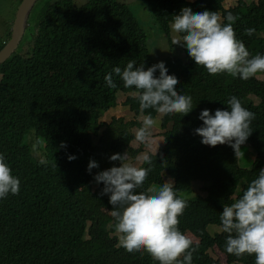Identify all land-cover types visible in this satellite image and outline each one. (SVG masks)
Returning <instances> with one entry per match:
<instances>
[{"label": "trees", "instance_id": "trees-1", "mask_svg": "<svg viewBox=\"0 0 264 264\" xmlns=\"http://www.w3.org/2000/svg\"><path fill=\"white\" fill-rule=\"evenodd\" d=\"M89 1L90 13L82 14L64 0L44 6L36 17L29 14L16 50L0 65V154L20 180L18 195L0 199V264H158L147 253H128L117 245L112 236L115 221L107 213L112 210L109 196L100 195L103 183L92 185L97 173L120 164L110 161L112 155L126 153L128 161L138 153L128 146L131 135L121 127L123 119L118 126L100 124L108 134L95 143L79 124L88 118L83 104L107 92L100 76L128 60L144 64L145 70L165 60L157 47H146L145 33L126 5L118 0ZM141 1L159 25L173 22L174 13L186 7L194 13L208 10L226 16L223 0ZM232 13L238 17L236 26L250 56L264 55V36H258L264 32V0L257 5L239 4ZM248 28L255 29L252 36L245 33ZM10 35L11 29L0 39V50ZM170 71L179 80L177 90L192 97L194 108L184 116L162 115L159 127L165 131L164 143L147 155L151 164L142 161L140 167L151 170L137 191L162 186L167 177L182 198L180 193L190 192L193 181L202 182L206 196L185 199L188 207L178 227L198 240L192 264H217L206 251L225 250L223 207L240 197L264 168V81L212 76L189 55L183 68ZM233 96L255 113L253 131L244 143L254 155L249 168L239 166L232 147L208 148L194 131L203 124L198 119L202 110L211 114L227 110ZM125 106L138 113V103ZM37 140L43 142L36 144ZM61 142L66 147L61 148ZM38 150L41 158L35 155ZM69 155L76 159L69 161ZM90 160L99 167L88 171V176L85 168ZM232 194L235 197L230 199ZM208 226H220L221 233L210 235ZM254 258L245 255L238 261L254 264Z\"/></svg>", "mask_w": 264, "mask_h": 264}, {"label": "clouds", "instance_id": "clouds-1", "mask_svg": "<svg viewBox=\"0 0 264 264\" xmlns=\"http://www.w3.org/2000/svg\"><path fill=\"white\" fill-rule=\"evenodd\" d=\"M186 1L190 3L195 0ZM234 1L236 4L228 10L222 5L226 16L208 10L194 13L191 8L186 7L180 12H175L174 14L177 15L168 25H159L154 20L158 31L166 38L164 49L160 48L159 43L154 45L165 61L157 60L158 63L155 62L145 70L144 64H137L136 60H128L100 76V85L107 92H99L83 104L88 118L86 123L79 124L80 130L89 134L95 143L108 134L103 132V128L99 125L118 126L123 119V110L126 109L133 114V118L128 121L123 119L124 123L121 127L131 135L128 146L138 151L137 157L141 153L139 150L142 146L133 148L131 143L145 141L150 135L149 130L154 126L153 118L158 113L161 119L163 114L184 116L193 110L192 97L180 94L177 90L178 78L168 74V69L170 71L178 66L183 68L188 61V55L197 67L205 68L212 76L226 74L242 80L254 78L264 81V55L250 56L246 42L236 26L238 17L232 13L239 4L257 5L258 0ZM146 5L148 8L147 3ZM86 7L88 11L77 10L82 14L93 11L89 0ZM151 14L153 15L152 12ZM254 32V28L245 29L248 36H252ZM258 36L263 37L264 32L259 33ZM172 50L181 54L173 55ZM157 70H159L158 77L155 76ZM170 73L172 74L171 71ZM258 73L261 78L257 76ZM1 78L0 74V83ZM131 102L139 104L137 114L125 106ZM150 109L156 112L155 116L150 114ZM254 118L255 113L243 107L240 100L233 96L227 102V110L217 109L214 114L208 109L202 110L198 119L203 121V124L194 131L202 138L201 143L208 148L229 145L238 159L241 150L250 149L249 145L244 143L253 131L250 125ZM161 131L159 136L163 144L165 131L162 129ZM42 142L37 140L36 144ZM60 147H66L65 142H61ZM158 147L149 154L156 153ZM136 157L127 161L126 153L114 154L109 159L120 162V166L101 171L94 177L97 184L104 185L100 195L109 196L112 210L107 209V213L114 219L116 231L112 236L116 238L117 234L120 235L119 245L128 253H147L158 264H192L193 253L198 250V245L194 247V241L178 227L179 217L188 207L187 200L178 198L167 183L138 192V189L143 188L151 168L136 167L129 163ZM68 159L71 161L76 157L69 155ZM143 159L145 163L151 164L150 157L145 156ZM97 167H99L97 162L90 160L85 173L88 175V171L91 172ZM195 184L200 185L197 190L193 189ZM191 186L189 193L192 196H206V192L202 191V187L205 186L202 182L193 181ZM19 191L20 180L12 174V169L5 162V156L0 154V199H6L9 194L18 195ZM234 197L235 194H232L230 199ZM220 221L223 232L227 234L225 250L221 252L214 247L206 251L209 256L215 252L217 257L221 256L224 259L220 262L222 264H242L238 260L243 256L255 255L254 264H264V168L259 170L258 178L249 184L240 197L230 206L223 207ZM218 227L220 234L221 227ZM230 256H235V260L230 259ZM213 260L219 264L218 260Z\"/></svg>", "mask_w": 264, "mask_h": 264}, {"label": "rangeland", "instance_id": "rangeland-1", "mask_svg": "<svg viewBox=\"0 0 264 264\" xmlns=\"http://www.w3.org/2000/svg\"><path fill=\"white\" fill-rule=\"evenodd\" d=\"M23 0H0V39L4 38L8 32H10V24L14 22L16 12L18 8L21 5V2ZM56 1H64V0H38L35 5L32 8V11L30 12L31 16H38L39 11L44 7L48 6V4L56 2ZM126 4V6L131 10V12L134 14L135 18L139 22L140 26L142 27L146 40L144 44H146L147 48H152L156 43H159V46L161 49L165 48L166 38L160 34L158 31V28L156 27V24L154 22L153 15L151 14L150 10L147 8L146 3L142 2L141 0H119ZM254 2L255 0H250ZM67 2H70L71 4L75 5V7L78 10L81 11H88L89 9L86 7L87 0H67ZM236 4L234 0H224L223 6L226 10L233 7V5ZM242 11H244V8H241ZM159 37L160 39H158ZM173 55H180L181 53L172 50ZM186 61V60H185ZM258 77L259 73L257 74ZM261 78V77H260ZM264 78V77H263ZM122 99H124V96H122ZM123 119L128 121L133 118V114L129 112L128 110H123ZM154 120V126L149 130L150 135L145 139V141H134L131 143V146L133 148H137L139 146L141 147V153L136 157V159L132 163L134 166L139 167L142 164L143 158L147 156L149 153L154 152L159 144L163 142L162 138L159 136V132L161 131V128L159 127L160 122V114L158 113ZM132 132L134 133V128L132 129ZM162 132V131H161ZM36 157L41 158V152L38 150L36 152ZM253 152L251 149H244L241 150V155L238 157V164L242 168H249V166L252 163L253 160ZM116 162V161H115ZM120 166L117 165V167ZM167 183L169 186L172 185V180L170 178L165 177L164 184ZM93 186H96L97 183L93 182ZM160 187V186H158ZM200 187V185L195 184L193 189L197 190ZM181 197L183 199H189L192 196L189 192H181ZM207 232L210 235H214L215 233L220 232V228L217 226H208ZM117 242L120 244V235H116ZM194 242H197L196 239L190 237ZM210 256L218 260L219 264L221 261H224V259L220 256L217 257L215 252L211 253Z\"/></svg>", "mask_w": 264, "mask_h": 264}, {"label": "water", "instance_id": "water-1", "mask_svg": "<svg viewBox=\"0 0 264 264\" xmlns=\"http://www.w3.org/2000/svg\"><path fill=\"white\" fill-rule=\"evenodd\" d=\"M36 1L37 0H23L18 8L11 29V37L0 51V64L3 63L17 48L24 33L31 8Z\"/></svg>", "mask_w": 264, "mask_h": 264}]
</instances>
